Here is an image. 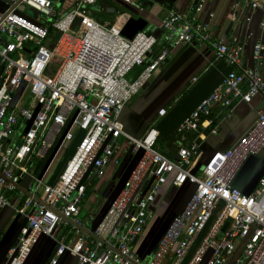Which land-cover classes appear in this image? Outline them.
<instances>
[{
	"label": "built area",
	"instance_id": "built-area-1",
	"mask_svg": "<svg viewBox=\"0 0 264 264\" xmlns=\"http://www.w3.org/2000/svg\"><path fill=\"white\" fill-rule=\"evenodd\" d=\"M3 1L0 211L11 207L25 219L5 264H24L41 236L56 243L49 264L66 253L76 264H227L239 244L242 253L235 264H264V172L249 194L232 185L249 156L264 159L263 41L254 45L256 64L246 66L242 46L218 40L210 24L199 19L205 0H197L185 13L167 12L160 28L168 47L156 55L157 36L140 31L128 40L120 30L91 18L87 8L97 0H74L61 13L53 0ZM121 1L144 10L145 0ZM249 7L264 12V0H251ZM30 10L37 12L36 18ZM50 30L59 37L46 46ZM193 44L211 48L214 62H223L230 71L176 127V156L170 159L157 149L160 132L153 125L134 137L124 131L120 117L152 80L169 48ZM55 57L57 69L47 75ZM254 98L263 108L251 126L229 148L201 161L205 132L214 126L213 109L221 105L232 111L235 103L250 104ZM166 112L161 108L158 116ZM70 147L71 155L54 174L53 163L59 164ZM127 150L140 157L93 230L95 240L78 229L85 227L79 220L80 205L92 182L103 178L111 163L119 164L116 155ZM47 158L41 178L33 177L27 187L39 202L18 191L17 185L31 176L33 160ZM167 183L175 188L192 185L193 192L171 218L151 257L142 261L133 246L155 220V201ZM12 193L22 199L20 207L10 204ZM68 226L75 234L72 240L56 237L58 228Z\"/></svg>",
	"mask_w": 264,
	"mask_h": 264
},
{
	"label": "crops",
	"instance_id": "crops-1",
	"mask_svg": "<svg viewBox=\"0 0 264 264\" xmlns=\"http://www.w3.org/2000/svg\"><path fill=\"white\" fill-rule=\"evenodd\" d=\"M53 1L56 10L60 13L71 8L74 3V0ZM250 1L205 0L199 19L210 24L218 40L242 46L243 62L246 66L253 67L256 64L253 58L254 45L260 40L264 43V32L261 30L264 12L261 9H251ZM99 2L101 10L104 9L106 13L113 15L111 19L104 21V25L100 23L107 28L121 31L129 19L142 17L146 22L145 28L148 27L146 33L153 34L159 39L155 46L157 51H154L156 50L154 48L152 53V55H156L168 47L161 38L160 28L161 21L167 12L170 10L179 13L188 12L196 0H145L143 11L128 6L121 0H97L94 6L87 8V11L96 9V6L100 5ZM106 2H111L114 6L108 5ZM3 8L4 1L0 0V10ZM260 70L264 75V51ZM229 71V67L223 62H214V53L209 47L197 44L170 47L166 60L160 65L150 81L153 84L152 88L149 90L146 85V89L144 88L140 95L133 98L124 107L120 119L125 126V132L135 133L137 134L135 137H140L149 126L153 125L160 132L158 141L163 136H169L162 151L159 150L160 148L158 150L170 159L175 158L173 136L176 127L196 109L203 99L214 91ZM193 78H197L196 81H193ZM161 108H165L167 111L163 117L158 116V111ZM262 108L263 104L259 98H254L250 104L235 103L232 111L221 105L216 106L212 112L214 126L205 132L204 140L200 146L201 161H204L214 151L229 148L256 120L257 111ZM131 152L130 150L119 152L116 155L119 164L111 163L105 176L92 183L93 189L86 196L87 200L84 206L89 211V220L85 222L88 226L84 224L85 228L100 219L109 202L115 197L123 179L128 176L130 169L135 165L136 153L132 152L131 154ZM39 168L40 165L36 163L31 176L24 177L19 186L27 189L28 185L33 182V177L41 178L44 168L38 174ZM244 188L245 185L243 190ZM192 190L193 186L189 184L175 188L167 183L162 187L161 193L155 201V220L149 223L133 246L134 252L142 261L151 257L164 229L171 218L183 210ZM18 191L21 190L18 189ZM39 191H41V187L38 188L37 193ZM9 201L12 206L20 207L22 199L19 202L16 199V193H12L9 195ZM24 224V217L16 214L11 207L0 211V264L6 263L8 248L15 243L19 230ZM61 235L66 236L68 240L75 237L70 226L58 228L56 237ZM55 250V241L47 236H41L31 247L24 264H49L54 257ZM241 253L242 244H239L227 264H235L240 259ZM56 264H76V259L66 253L58 258Z\"/></svg>",
	"mask_w": 264,
	"mask_h": 264
},
{
	"label": "rangeland",
	"instance_id": "rangeland-1",
	"mask_svg": "<svg viewBox=\"0 0 264 264\" xmlns=\"http://www.w3.org/2000/svg\"><path fill=\"white\" fill-rule=\"evenodd\" d=\"M106 3L108 5L114 6L111 2H106ZM99 4H100V2H99ZM96 7H97L96 9H89V16L91 18L95 19L96 21H98L99 23L104 25V21H107L108 19H111L113 17V15H111L109 13H106L104 9L101 10V4L99 6L97 5ZM28 14L30 16L32 15L30 12H28ZM39 20H43V17H39ZM147 26H149V25H147ZM73 28H74V24L72 25V29ZM147 30H148V27L144 28L143 32H148ZM58 37H59V33L58 32H55V31L51 32V35L49 36V38H48L47 42L45 43V45L46 46L54 45L57 42ZM154 51H157V49L154 50ZM58 64H59V61H58L57 57H55L53 59V61H52V64H50L49 67H48L47 75H52L55 72V70L57 69ZM137 70L138 69H135L133 74L135 72H137ZM152 86H153V84H151V82H149L147 84V87H149V90L152 88ZM145 91H144V93H145ZM136 99L138 100L139 98H136ZM130 134L134 135V137L137 136V134H135V133H130ZM168 139H169L168 135L165 136V137L163 136V138L161 140H159L157 145H156L157 149L160 148L159 150L162 151V148L165 147V144H166ZM73 148L74 147H70L67 152H65V153H63L61 155L59 164L57 163V161H55L53 163L52 167L54 168L53 172L55 174H57L59 172V170L61 169V166L63 165V163L67 160L68 156L71 155V153L73 151ZM47 162H48V160L47 161H43V162H40L38 160H33L32 163H31V166H30V170H32L35 167V164L38 163L40 165L38 174H40V172L42 171L43 167L47 164ZM263 162H264V159H261L259 161V163L257 164L256 169L254 170L253 174L249 177L248 181L245 184L244 191L251 190L252 187L254 186V184L257 183V180H258V178L260 176V172H261V169H262ZM37 195L41 196V191H39L37 193ZM86 200H87V198L85 197V199L82 201V203L80 205L81 211H80V214H79V220L81 222H83L86 226H88V224L85 223V222H88V220H89L88 219L89 211L84 207L86 205ZM166 216H167V214L165 215V217ZM198 244H199V241H197L195 243L194 247L197 246Z\"/></svg>",
	"mask_w": 264,
	"mask_h": 264
},
{
	"label": "water",
	"instance_id": "water-1",
	"mask_svg": "<svg viewBox=\"0 0 264 264\" xmlns=\"http://www.w3.org/2000/svg\"><path fill=\"white\" fill-rule=\"evenodd\" d=\"M197 2V0H196ZM195 2V3H196ZM30 13L32 14L31 16L33 18H36L37 16V12L35 10H30ZM146 26V22L145 20L140 17V18H137V19H134V18H131L129 19L125 25L123 26V28L121 29L120 31V34L125 37L126 39L128 40H131L133 38V36L137 33V32H140V31H143L144 28ZM125 128V126H124ZM125 131V130H124ZM131 151V150H130ZM132 154V152H131ZM140 157V154L137 153L136 154V161H135V164L136 162L138 161V158ZM259 163L258 161V158L255 157V156H249L247 158V160L245 161V163L243 164V166L241 167L239 173L237 174V176L235 177L234 181L232 182V185L238 189H241L243 190V187L244 185L246 184V182L248 181L249 177L253 174L254 170L256 169L257 167V164ZM135 166V165H134ZM133 166V167H134ZM133 167L131 169H133ZM130 169V171H131ZM129 171V172H130ZM264 172V165L262 166V169H261V172H260V176L259 178L261 177L262 173ZM127 178V177H126ZM125 179H123L122 181V184L120 186V188L118 189L115 197L119 194L124 182H125ZM258 178V180H259ZM257 180V182H258ZM257 184V183H256ZM256 184H254V186L252 187L251 190H247V191H244L243 192L245 194H249L253 189L254 187L256 186ZM17 189L21 190L26 196L28 197H33L35 200L39 201V202H42L39 197L37 196H34L31 192H29L27 189H23L21 186L17 185ZM193 192V190H192ZM191 192V193H192ZM191 195V194H190ZM115 197L109 202V204L115 199ZM109 204L107 206V209L109 207ZM107 209L105 210V212L103 213V215L100 217L99 220H97L96 222H94L89 228H85V227H78V229L80 231H82L83 233L89 235L91 238L95 239V240H99L94 234H93V230L95 229V227L98 225V223L101 221L102 217L104 216V214L106 213ZM72 223V221H70ZM167 227V226H166ZM166 229V228H165ZM164 229V231H165ZM163 231V232H164ZM12 246V245H11ZM10 246V247H11ZM9 247V248H10ZM8 248V250H9Z\"/></svg>",
	"mask_w": 264,
	"mask_h": 264
},
{
	"label": "trees",
	"instance_id": "trees-1",
	"mask_svg": "<svg viewBox=\"0 0 264 264\" xmlns=\"http://www.w3.org/2000/svg\"><path fill=\"white\" fill-rule=\"evenodd\" d=\"M50 32H52V30H50ZM156 46H157V44H156ZM154 48H155V47H154ZM135 73H136V72H135ZM135 73H134V74H135ZM134 74H132V75L130 76V78L133 77ZM49 156H50V155H49ZM49 156H48V157H49ZM47 160H48V158L45 159V160H41L40 162L47 161ZM44 165H45V164H44ZM44 167H45V166H44ZM44 167H43V168H44ZM93 182H94V181H93ZM93 182H92V183H93ZM92 186H93V184H91V185L87 188V190H86V196H88V195L90 194V192H91V190H92Z\"/></svg>",
	"mask_w": 264,
	"mask_h": 264
},
{
	"label": "flooded vegetation",
	"instance_id": "flooded-vegetation-1",
	"mask_svg": "<svg viewBox=\"0 0 264 264\" xmlns=\"http://www.w3.org/2000/svg\"><path fill=\"white\" fill-rule=\"evenodd\" d=\"M141 93H142V92H141ZM141 93H140V94H141ZM140 94H139V95H140Z\"/></svg>",
	"mask_w": 264,
	"mask_h": 264
}]
</instances>
